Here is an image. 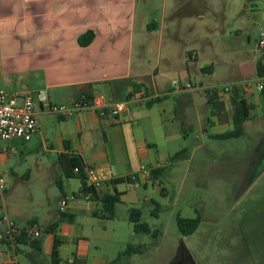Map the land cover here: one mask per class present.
Instances as JSON below:
<instances>
[{"label":"crops","instance_id":"1","mask_svg":"<svg viewBox=\"0 0 264 264\" xmlns=\"http://www.w3.org/2000/svg\"><path fill=\"white\" fill-rule=\"evenodd\" d=\"M212 2L162 0L159 19L155 17L159 23L149 29L147 1L141 9L138 0H0V89L18 95L45 90L54 103L70 104L99 94L111 101L128 100L125 111L116 116L104 110L102 114L90 111L61 117L49 113L45 104L36 103L39 130L33 136L35 143L57 157L76 156L85 164L111 170L112 178L98 190L123 192L125 200L136 187L148 186L151 170L170 164L157 141L173 137L166 129V112L185 122L186 110L193 106L202 134L211 137L232 124L234 109L230 112V105L235 95L232 90L215 91L218 70L201 61L220 55L219 47L210 44L211 26L204 20L196 21L204 18V7L220 15L219 8L211 7ZM88 30L94 37L81 46L78 36ZM152 41L156 46L153 63L148 55ZM261 74L256 67V76ZM175 79L196 87L173 89ZM172 95L177 96L176 104L165 103ZM205 95L208 102L215 101L220 107L210 116L197 110L206 103ZM208 128H215V132L208 133ZM60 172L58 164L55 182ZM72 179L78 181L72 197L62 193L58 206L66 198L64 210L58 207L57 218L51 214L52 221L45 226L58 220L55 234L62 237V244L69 236L65 220L80 214L100 215V200L77 193L78 178H70L63 185ZM117 179L123 181L113 182ZM27 222L39 228L37 218ZM46 233L50 253L54 233ZM12 250L13 255L2 251L0 264H15V245ZM77 253L76 243L75 253L61 257V262L78 264Z\"/></svg>","mask_w":264,"mask_h":264},{"label":"rangeland","instance_id":"2","mask_svg":"<svg viewBox=\"0 0 264 264\" xmlns=\"http://www.w3.org/2000/svg\"><path fill=\"white\" fill-rule=\"evenodd\" d=\"M146 1L149 23H159L155 17L159 19L162 0H138L141 9ZM211 7L219 8L220 15L204 7V18L196 21L204 20L211 26L210 44L219 47L220 55L201 61L217 68L214 81L218 87L233 82L243 85L245 81L251 85L246 88V100L253 107L242 134L225 139L202 134L193 106L187 108L185 122L166 112V129L173 137L157 141L170 164L164 165L163 173L147 187L140 185L129 192L116 205L113 218L80 214L65 220L69 236L59 249L63 259L75 253L77 243L78 264L110 263L131 244L141 245L142 251L122 256L117 264H264V104L260 92L250 84L257 77V61L264 64V50L256 47L259 33L264 31V0H213ZM152 42L148 55L153 63L156 46ZM176 97L170 96L165 103L176 104ZM207 97L197 110L210 116L220 107L215 101L208 102ZM233 109L231 104L230 112ZM232 128L233 124L222 131ZM214 132L215 128H208V133ZM32 137L0 142L1 148L9 149L0 156L4 178L0 263L2 251L13 255L12 246L6 242L8 223L23 227L35 217L41 248L15 244L14 263L51 264L45 226L52 221L51 214L57 218L59 197L62 193L72 197L78 182L72 179L59 188L53 180L58 157L42 149ZM180 150L178 157L170 159ZM153 201L159 204L157 216L151 214ZM97 207L101 213L100 204ZM131 207L140 209V221L157 230L155 237L133 231L128 216ZM176 215H198L200 222L194 232L184 236L177 229Z\"/></svg>","mask_w":264,"mask_h":264},{"label":"trees","instance_id":"3","mask_svg":"<svg viewBox=\"0 0 264 264\" xmlns=\"http://www.w3.org/2000/svg\"><path fill=\"white\" fill-rule=\"evenodd\" d=\"M155 26V22H150L147 27L151 29ZM94 37V33L92 30H88L81 35L78 36V43L81 46L88 45ZM264 57V55H263ZM211 68V65L208 66ZM257 72L258 74L262 73V70L264 69L263 64L261 61H257L256 64ZM206 69V68H205ZM204 71V68H203ZM246 86L244 85H233L232 92L235 95V97L232 99V102L234 104V112L232 115V124L233 128L229 131L223 132V133H216L213 134V138L217 139H225V138H232V137H238L243 132V123L250 117V110L252 109L253 105L248 103L246 100ZM261 98L264 104V88L260 92ZM182 150L175 152L172 155V158L174 159L180 155ZM57 162L59 166L61 167V172L59 176L56 179V184L59 188H63L64 181L70 179V178H78L79 179V189L78 194L82 197H87L89 200H100L101 202V213L100 216L104 218H113L114 217V207L115 204L120 203L124 200V193L113 191V192H101L94 188L92 185H90L87 181L85 172H84V163L81 161L80 158L73 156L69 157L66 154H60L58 156ZM77 168L78 171L74 172V168ZM164 167H158L154 170H151L149 172L150 178L152 180L158 179V177L163 173ZM127 179H129L127 177ZM123 181V179H117L113 182H120ZM154 208L151 211V214L153 216H157L159 204L156 201H153ZM94 215H97V213H94ZM128 216L129 221L133 223V231L134 232H146L150 233L152 236L157 235L156 229H151L150 226L146 222L140 221L141 219V211L138 208L131 207L128 210ZM200 222V217L196 215L195 217L189 218V217H181L179 215H176L175 217V223L177 226L178 231L182 235H188L195 231L198 224ZM32 224V223H28ZM58 226V220L52 222L45 228V232H53V240H52V247L50 252L51 257V264H59L61 262V257L59 254V246L63 243L62 237L55 234V229ZM6 242L8 245L14 246L15 244H24L28 245L32 248L39 249L40 248V242L37 238H34L30 236L26 232V226L18 227V232L14 233L12 238L6 237ZM141 245L133 246L131 244H127L124 250H122L115 260H113L110 263L105 264H117L118 261L121 259L122 256L128 255L131 253H137L141 252Z\"/></svg>","mask_w":264,"mask_h":264},{"label":"built area","instance_id":"4","mask_svg":"<svg viewBox=\"0 0 264 264\" xmlns=\"http://www.w3.org/2000/svg\"><path fill=\"white\" fill-rule=\"evenodd\" d=\"M257 49L264 50V31L259 33L257 42ZM248 81L243 83L244 86H248ZM236 83L222 84L220 87L215 86V91L228 92L232 89ZM255 88L261 92L264 88V74L257 76L250 82ZM196 85L190 82H183L175 79L172 82L173 89H194ZM45 104L47 111L51 114L69 117L79 112H98L103 113L107 110L111 115L116 116L125 111L128 105V100L123 102H116L108 100L104 95L99 94L93 96L90 100L88 98H81L73 103H54L51 102L49 96L45 90H39L35 93H26L18 95L8 92L4 89H0V142L11 140L13 138H20L24 140L30 139L39 130V123L36 117L35 104ZM2 152L8 151L7 148H1ZM85 164V163H84ZM78 169L75 167L74 172ZM84 172L87 181L97 190L100 189L103 184L112 178L111 170L106 167L96 166L94 164H85ZM4 188V178L0 172V192ZM66 205V198L62 199L59 203L60 210H64ZM18 232V226L14 223H8L6 229V237L12 238L14 233ZM26 232L37 238L40 235L39 228L35 224H28L26 226ZM59 264H73L70 262H60Z\"/></svg>","mask_w":264,"mask_h":264}]
</instances>
